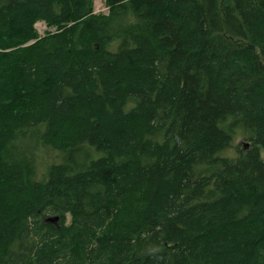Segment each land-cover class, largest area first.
I'll use <instances>...</instances> for the list:
<instances>
[{"label":"trees","instance_id":"16d2710c","mask_svg":"<svg viewBox=\"0 0 264 264\" xmlns=\"http://www.w3.org/2000/svg\"><path fill=\"white\" fill-rule=\"evenodd\" d=\"M93 2L0 0V264H264V0Z\"/></svg>","mask_w":264,"mask_h":264},{"label":"rangeland","instance_id":"374dc122","mask_svg":"<svg viewBox=\"0 0 264 264\" xmlns=\"http://www.w3.org/2000/svg\"><path fill=\"white\" fill-rule=\"evenodd\" d=\"M93 8L95 14H107V8L105 7L104 0H94ZM34 28L38 37H42L46 33H53L56 30L54 27H47L46 24H44L43 22H38L37 24H35ZM244 144L245 141H243L241 137H238L234 140L232 147L224 152L225 155L233 157L235 155V148L239 147L240 149H242ZM55 158V154L51 152H38L37 161L39 167V177L43 175L46 165L50 164L51 161H55ZM261 158L264 160V153H261Z\"/></svg>","mask_w":264,"mask_h":264}]
</instances>
